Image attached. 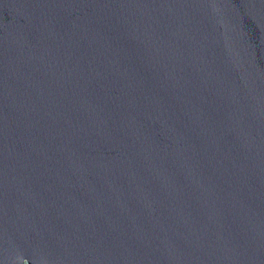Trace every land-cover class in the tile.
Here are the masks:
<instances>
[{"label":"water","instance_id":"1","mask_svg":"<svg viewBox=\"0 0 264 264\" xmlns=\"http://www.w3.org/2000/svg\"><path fill=\"white\" fill-rule=\"evenodd\" d=\"M0 264H264V0H0Z\"/></svg>","mask_w":264,"mask_h":264}]
</instances>
